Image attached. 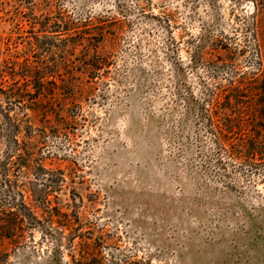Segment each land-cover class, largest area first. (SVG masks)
Here are the masks:
<instances>
[{"label":"rangeland","instance_id":"obj_1","mask_svg":"<svg viewBox=\"0 0 264 264\" xmlns=\"http://www.w3.org/2000/svg\"><path fill=\"white\" fill-rule=\"evenodd\" d=\"M31 1L0 0V63L14 73L44 57L56 85L12 112L29 165L10 156L0 117V222L13 194L47 228L0 236V264H70L79 251L91 256L83 264H264V163L224 156L229 178L217 179L173 99L179 86L199 94L240 80L248 92L237 122L254 126L264 0ZM95 51L109 65L89 82ZM55 211L65 218L49 222Z\"/></svg>","mask_w":264,"mask_h":264},{"label":"trees","instance_id":"obj_2","mask_svg":"<svg viewBox=\"0 0 264 264\" xmlns=\"http://www.w3.org/2000/svg\"><path fill=\"white\" fill-rule=\"evenodd\" d=\"M254 18L253 21H255ZM96 21L101 23L100 19ZM123 21L120 20L121 25L124 24ZM253 34L256 41L255 51H257L258 55V37L260 34L256 30ZM93 35H95L94 37L96 35L102 36L104 33L95 32ZM71 37L66 39H70ZM46 38V36H42L41 39L37 37L35 44L29 42V48H33L34 51V49H37L42 44V39ZM92 39L91 37L88 38L89 41ZM76 46L77 44L75 43L69 46L65 53H68L69 50ZM228 62V60L220 62L212 61V66L214 68L225 67ZM22 63L20 71L14 73L7 70L9 62L0 63V117L2 122H4V127H6L4 131L6 132L9 148L13 150L11 154L14 153L15 155L10 154V156L23 157L26 159V164L29 165L32 155L29 156L26 150L22 148L23 141L28 138L23 137L20 140L19 131L22 128V123L16 121L12 114L15 113L16 109L24 107V104L27 105L24 96H28L27 99L33 105L41 104L42 98L45 100L46 98H50L49 96L54 95V92L53 94H47L45 86L46 84L56 85V81L55 74L50 71L51 65H49L46 58L43 57L41 60L35 62L25 58ZM107 65H109L108 58L101 57L98 51H95L85 67L89 82H93L94 76L99 74L98 71ZM17 76L21 79V83L15 80ZM6 77L8 79H5ZM8 80L12 83H8ZM89 88L92 90V85ZM243 92L247 93L248 89L241 85L240 80H233L228 86L216 89L206 87L199 94L194 93L191 88L185 86H179L174 93L173 99L178 102L181 101L184 109V112L179 113V120L182 122L186 121L194 127L193 135L197 157H200L202 165L207 168L214 166L215 177L220 181H225L229 178V173L224 168L226 163L225 159L223 160L224 156H232L231 162L237 161V163L248 167L264 163V79L260 80L252 90L253 95L258 98L257 122H255L254 126L247 125L246 129H243V124L239 125L237 122L241 115L244 114L246 107L245 98L247 96H243ZM47 95L49 96L47 97ZM55 127L56 129H60L58 125ZM28 128L30 129L29 126ZM244 131L247 133H244ZM29 135L32 136V133H29ZM206 150H208L207 153L203 155V152ZM11 157H8L7 163L5 161L3 164L4 172H6L7 165L12 164L10 163ZM11 191L12 189L8 190V193ZM7 197L5 200L11 201L8 202L11 207L7 212L3 213L4 216L1 218L0 236L12 240H20L24 239L26 232H32L31 230L35 228L46 230L47 225L45 222L48 217L36 216L31 208L24 203L23 198L20 199L15 195L13 196V194H7ZM20 197L22 196L20 195ZM56 213L50 216L49 222L57 223V220L61 221L65 218V214L62 212ZM54 217H57L56 220H53ZM84 254V252L79 251L78 256L72 255L70 264H83V259L87 261L86 263L90 262L91 256L89 253L86 257L83 256Z\"/></svg>","mask_w":264,"mask_h":264}]
</instances>
